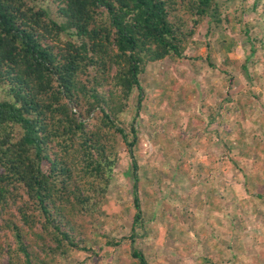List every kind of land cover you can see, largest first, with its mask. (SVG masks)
Listing matches in <instances>:
<instances>
[{
  "label": "trees",
  "instance_id": "obj_1",
  "mask_svg": "<svg viewBox=\"0 0 264 264\" xmlns=\"http://www.w3.org/2000/svg\"><path fill=\"white\" fill-rule=\"evenodd\" d=\"M222 1L0 0V87L7 94L0 100V264H58L71 252L95 256L122 245L108 238L98 251L82 237L117 210L107 196L120 143L134 178L130 242L147 234L130 100L139 92V109V77L149 63L185 58L203 23L229 21ZM51 4L59 20L49 17ZM251 11L264 20V0H254ZM237 101L225 111L240 112L246 101ZM233 136L226 150L243 154L245 131ZM130 258L148 264L140 250Z\"/></svg>",
  "mask_w": 264,
  "mask_h": 264
},
{
  "label": "rangeland",
  "instance_id": "obj_2",
  "mask_svg": "<svg viewBox=\"0 0 264 264\" xmlns=\"http://www.w3.org/2000/svg\"><path fill=\"white\" fill-rule=\"evenodd\" d=\"M253 1L223 0L219 6L230 13L228 22L203 23L185 58L149 63L139 77L141 106L137 109L135 91L130 121L140 140L134 156L147 234L130 242L134 178L120 143L107 196L117 210L101 216L82 237L98 251L108 238L122 245L104 247L95 256L71 252L58 264H138L130 258L132 249L140 250L148 264H233L238 259L229 249L237 252L239 246L246 254L259 245L264 235V198L256 196L264 195V152H259L264 145V20L251 11ZM47 7L49 17L59 20L56 7ZM6 96L0 87V100ZM238 98L246 106L225 111L238 105ZM240 129L247 136L243 154L228 152L224 140ZM231 156L245 163L234 166ZM244 173L252 176L247 182Z\"/></svg>",
  "mask_w": 264,
  "mask_h": 264
},
{
  "label": "crops",
  "instance_id": "obj_3",
  "mask_svg": "<svg viewBox=\"0 0 264 264\" xmlns=\"http://www.w3.org/2000/svg\"><path fill=\"white\" fill-rule=\"evenodd\" d=\"M263 240V241H262ZM262 241V242H261ZM259 245H255L252 249H249L248 252L245 254L244 250L238 246V251L235 252V250L229 249V245L226 247L229 249L228 254L230 257L233 259L237 258L238 262L241 264H264V235H262L259 238ZM232 251H233V256H232ZM240 260V261H239ZM238 262H233V264H237ZM226 264H229L230 262H224Z\"/></svg>",
  "mask_w": 264,
  "mask_h": 264
}]
</instances>
